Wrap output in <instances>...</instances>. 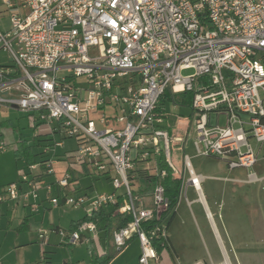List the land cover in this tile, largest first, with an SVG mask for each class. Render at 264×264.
Masks as SVG:
<instances>
[{
  "label": "built area",
  "instance_id": "2783aa9c",
  "mask_svg": "<svg viewBox=\"0 0 264 264\" xmlns=\"http://www.w3.org/2000/svg\"><path fill=\"white\" fill-rule=\"evenodd\" d=\"M1 8L0 19L7 14L9 30H0V51L11 65H0V105L53 126L54 136L60 137L56 148L66 139L76 140L78 149L68 155L72 170L100 173L111 167L115 178L112 194L56 196L55 189L67 188L72 175L67 172L47 185L44 177L56 174L55 160L48 158L20 170L19 181L0 190V205H29L33 198L29 206L37 212L43 189L53 207L85 208L89 214L121 202L119 214L131 221L113 233L115 248L124 249L137 238L139 264L159 263L153 241L160 238L166 245L163 215L169 200L158 184L153 208L139 205L131 187L135 163L164 154L179 175L171 149L183 139L162 128L160 108L171 91L193 94L197 156L220 159L230 170L256 165L259 153L250 140L264 146V0H0ZM61 71L73 75L59 77ZM82 77L85 90L76 83ZM3 93L17 97L3 99ZM243 115L250 118L249 129L240 122L242 129L235 130ZM223 116L226 127L219 125ZM6 148L1 140L0 153ZM49 151L50 146L44 153ZM184 166L189 183L200 192L202 178L188 156ZM156 175L163 178L166 172ZM148 222L156 225L146 232ZM98 236L95 222L63 232L67 245H89L90 256L103 258L107 253ZM39 238L46 246L49 232L40 229Z\"/></svg>",
  "mask_w": 264,
  "mask_h": 264
},
{
  "label": "rangeland",
  "instance_id": "374dc122",
  "mask_svg": "<svg viewBox=\"0 0 264 264\" xmlns=\"http://www.w3.org/2000/svg\"><path fill=\"white\" fill-rule=\"evenodd\" d=\"M0 11H4L1 8ZM3 19H0V30L6 32L9 30V17L4 15ZM92 55H97V51H92ZM0 64L11 65L7 53L3 50L0 51ZM191 72H186L189 74ZM70 71L59 72V77L72 76ZM76 83L80 89H87V80L85 77L76 79ZM16 95L9 93H3L2 98L14 99ZM166 116L170 121H175L180 126H186L189 129V134L186 137V143L178 146H173L171 149V157L173 164L180 174L185 173V178L188 177L187 172L184 170V157L189 156L193 158L195 156V150L193 146L194 140V121H192L191 109L188 106L175 103L171 100H166ZM100 116H96L98 121ZM36 118L29 116L20 110L9 108L5 105H0V140L4 141L7 148L4 153H0V185H4L10 181H19L18 170L23 167V159L16 154V150L19 147L21 141L25 144L33 147L37 159L39 155L45 152V146H40L39 139H44L46 136L52 137L54 127L47 122H34ZM240 122L245 124V129H249L250 118L247 115H243L241 119H238V123L233 125L235 130L242 129ZM40 123V125L38 124ZM168 125V123H166ZM213 124L217 122L213 119ZM221 127L227 126V118L221 117L219 121ZM98 128L101 126L98 124ZM180 132V130H178ZM37 141V142H35ZM60 141V140H56ZM37 143L38 146H35ZM50 151L47 154L49 159L61 160L63 158L65 162H60V165H65L71 170V163L73 159L67 158L65 155L67 152H74L78 149L77 141L74 139H67L64 148H56L54 146V140L49 143ZM250 144L256 148V143L253 139L250 140ZM57 154V155H56ZM57 156V157H56ZM264 164V151L258 158L255 168ZM149 163L141 166H148ZM192 165L196 172H203L211 176H219L218 170L227 171L226 163L217 158H193ZM57 167L54 166L55 172ZM251 169V170H252ZM111 170V169H110ZM246 171V169H241ZM240 170V171H241ZM72 171V170H71ZM56 180V174L52 176L46 175V180ZM63 178V176H62ZM111 178H115L113 170L105 176L87 174L81 180L83 188H89L93 192L92 196L104 194L106 192H114ZM138 184H144V181H137ZM7 186V185H6ZM209 186L215 192V200H209V205L212 213L214 214V222L218 227V232L221 239L225 242L226 252L231 264H264V243L261 240L264 239V218L262 212L263 206L258 199V186L250 187H234L228 182L218 180H208L204 185V191L209 196L207 187ZM4 188V187H3ZM43 190L39 191V195L46 199V193ZM249 195L250 201L243 196ZM184 197V191L182 193ZM247 197V196H246ZM49 204V205H48ZM47 208L51 209V216L45 220L44 224H41V216L34 215L30 210L28 224L25 228L21 229L24 215L23 210H20L18 215L11 221L8 216H4L0 220V262L4 264H91L88 257L87 248L82 246L80 248H70L67 244H61L64 241L63 232H68L73 220L81 219L85 215V210H75L74 208L67 206H60L52 208L51 204L47 202ZM194 207V211H195ZM86 212H89L88 210ZM50 219L53 221L51 222ZM197 226V236L192 238L191 249L183 251L180 249L178 261L173 255L163 252V261L160 264H174L173 261L177 260L183 264L185 261L195 262L201 261L203 263H221L224 260V256L217 243V238L212 228L209 232L204 228L202 221L200 220ZM54 225V226H53ZM55 227L62 229L60 233H56ZM45 229L49 232L51 243L48 246H42L39 242V230ZM175 232L176 228H171ZM169 230V234L171 231ZM209 229V228H208ZM177 232V230H176ZM89 234V233H87ZM228 240L231 242V246L228 244ZM141 247L139 240L132 241L123 251L114 254L113 259L109 264H139V253ZM154 264V262L152 263Z\"/></svg>",
  "mask_w": 264,
  "mask_h": 264
},
{
  "label": "crops",
  "instance_id": "0c3cea01",
  "mask_svg": "<svg viewBox=\"0 0 264 264\" xmlns=\"http://www.w3.org/2000/svg\"><path fill=\"white\" fill-rule=\"evenodd\" d=\"M1 65V64H0ZM1 66H10V65H1ZM2 97V94H1ZM4 99V98H3ZM174 100L176 101L175 103L180 104L182 102L181 97L176 96L174 98ZM9 108L15 109V110H19L17 107L14 106H9ZM160 108L162 110H164L165 113V123L163 125V129H165L166 131H168V133L170 134V136L173 138L178 137V138H182L183 142L180 143H176L174 146H178L181 145L183 143H186V137L189 134V129L186 126H180L178 125L177 122L175 121H170V119L168 118V116H166V107L164 106H160ZM191 109V106L189 107ZM192 112V109H191ZM193 114V112H192ZM224 117V116H223ZM192 118V115H191ZM226 118V117H225ZM221 119V117H220ZM219 119V121H220ZM168 123V125L166 124ZM40 125V123H38ZM178 130H180V132H178ZM50 139L51 142L54 140V142L58 139L60 140V137L57 136H53L52 139L50 138V136H46L44 139ZM67 140V139H66ZM63 143V146L60 148H64L65 147V142ZM1 141V140H0ZM194 141V140H193ZM37 142V141H35ZM39 144L40 146L46 145V144H42L40 143V139H39ZM25 142L21 141L19 144V147L16 150V154L18 155H22L23 152L25 155L19 156L21 159H23L24 163H23V167L22 169H26L28 168L30 165L29 163V159H31V156L35 157L34 159L39 162L40 159H37V155H35V152L33 150V147L25 144ZM35 146H38L37 143L35 144ZM49 145H46V147H48ZM194 146V145H193ZM254 149L259 153V156L262 154V152L264 151V146H260L258 144H256V148L254 147ZM195 150V148H194ZM73 152H67L65 155L68 158V155L72 154ZM196 153V151H195ZM57 155V154H56ZM160 156V155H159ZM158 157H156L155 159L151 160V161H138L135 163V168L134 171H143V175L146 176H152V175H156L158 172ZM57 157V156H56ZM189 157V156H188ZM190 158V162H191V166L193 171L196 173V175L200 176L202 178L201 181V191L197 192L195 190V188L189 183L188 179H189V175L187 178H185V173L184 174H180L177 177H181L183 180V184H182V188H181V193H180V199L179 202L175 208V210L169 214H167L166 216L163 217V224L166 226L167 229V245H168V249L164 250L163 252H168L169 255L172 257L173 255H175L176 259L179 261L180 258L178 256V252L180 251V249H182L183 251H187L189 249H191L192 246V238L191 236H193L194 238L197 236V226L199 225V221L201 220L203 223L204 228H206L208 231H211V228L213 230V232L215 233V236L217 238V243L219 245V248L224 256V260L221 263L218 264H225V258H228L227 252H226V246H225V242L221 239L220 234L218 232V227L216 226L215 222H214V214L211 211L210 205H209V200L214 201L215 199V192L212 189V187L210 188L209 186L207 187V191L209 196L206 194V192L204 191V185L206 184V182L208 180H218V181H223V182H228L230 183L232 186L234 187H244V186H258V201L259 204L261 202L263 209H264V164L263 165H259L257 166V169H246V171H242L241 169H235V170H230L228 167V170H218L217 173H220L219 176H211L208 174H204L203 172H199L197 173L195 168L192 165V159L193 158H205V157H201V156H197V154H195V156L193 158ZM48 159V158H47ZM61 160H55V167H57V172H56V180L52 177V179H50L49 181L46 180V176L44 177V181L47 185H54L55 182L57 181V179H61L62 176H64L65 173L69 172L72 175V178L69 182V185L67 188L65 189H55V195L57 196H65V195H70V196H79V195H89L90 197H93L92 194L93 192H91L89 190V188H83L81 185V180L83 177H86L87 174H93V175H99V176H105L107 174L110 173V171L112 170L111 167H107L106 170L98 173V172H94L86 167H83L82 169L79 170H69V167H66L65 165H60V162H65V160L63 158H60ZM145 163H149L148 166H141V164L145 165ZM27 164L29 165L28 167ZM34 165V164H33ZM227 166V165H226ZM256 166V165H255ZM255 166L253 168H255ZM111 169V170H110ZM184 170H185V166H184ZM241 170V171H240ZM20 171V169L18 170V172ZM186 171V170H185ZM114 172V171H113ZM187 172V171H186ZM188 174V173H187ZM135 179L138 178V173L135 172L134 173ZM143 178V177H142ZM114 178H111V181ZM141 181H144L143 179H140ZM139 181V180H138ZM17 181H10L4 185H0V190L5 187L6 185H9L11 183H16ZM138 184V182H137ZM146 184V183H145ZM140 186V190H144L145 186L143 183L142 184H138ZM23 191H27V188L25 186L22 187ZM114 190V189H113ZM46 193V190H44ZM184 191V197L182 196V193ZM121 191H119L120 193ZM113 192H106L104 194H112ZM139 197V205L141 207L147 208V209H152L153 208V200H152V192L149 194H141V195H137ZM247 196V197H246ZM245 199L250 201V196L249 195H244L243 196ZM30 204L35 203L33 198H30ZM48 199H47V193H46V199H43L40 195H39V199L37 200V203L39 205V209L37 212H33L31 207L29 205H26L24 203H20L19 205H13V204H2L0 205V220L2 217H4L5 215L8 216L10 218V220L12 221L19 213L20 210H23V215H24V220H23V224H22V228H25L28 224V219H29V212L28 210H30V212L32 213V216L34 215H40L41 217V224H44L45 220L48 218H50L51 214L49 208H47L46 205L47 204ZM50 203V202H49ZM52 208H55L51 205ZM194 207H195V211H194ZM108 212H112L114 210V206H106L104 207ZM80 209H84L85 210V215L78 220H73L70 226V231H72L75 227V224H77L78 222L82 221L83 219L86 218L87 215H89V212H86L87 209L85 208H80ZM75 210H79V209H75ZM262 217L264 218V211L262 212ZM124 217L120 216V217H116L114 219L111 220V223L109 225V227L106 230H100L99 229V243L98 245L100 246V248H102L106 253L107 256L105 257H97V256H90L89 255V249L90 246L89 245H80V246H69L71 249L72 248H80L82 246H85L87 248V252H88V257L90 259V263L93 264L92 262V258H97V259H105V258H110V261L113 259V256L115 253L117 252H121L123 251L132 241L136 240L137 238H133L132 240H130L127 244V246L124 249L121 250H117L113 244V233L118 230L120 228V222ZM3 219V218H2ZM172 220V221H171ZM50 221L52 222L53 220L50 219ZM54 226V225H53ZM176 228L175 232L172 231L171 228ZM209 228V229H208ZM171 229L172 232H170L169 234V230ZM56 233H60L62 231L61 228L59 227H55L54 230H52ZM209 231V232H210ZM65 232V231H64ZM68 233V232H65ZM86 236H88L89 238H91L90 234H87ZM64 238V237H63ZM262 243H264V239L261 240ZM51 243V239L49 237V241H48V246ZM67 244L65 242V238L63 244ZM228 244L229 246H231V242L228 240ZM97 245V244H96ZM73 250V249H72ZM163 252L161 253L160 257V261L159 263H154V264H160L163 259H164V255ZM141 255V250L139 253V258ZM177 260H174L173 263L174 264H179V262H177ZM185 263L183 264H210V263H203L201 261H195V262H190V261H185ZM230 262V260H229ZM110 263V262H109ZM0 264H4L2 262H0ZM50 264V262L48 263ZM180 264H182L180 262ZM211 264H216V263H211ZM231 264V263H230Z\"/></svg>",
  "mask_w": 264,
  "mask_h": 264
},
{
  "label": "trees",
  "instance_id": "16d2710c",
  "mask_svg": "<svg viewBox=\"0 0 264 264\" xmlns=\"http://www.w3.org/2000/svg\"><path fill=\"white\" fill-rule=\"evenodd\" d=\"M176 96L181 97L182 102L180 104L184 105V106H191L192 103V99H193V94L186 92V93H181L179 95H175L173 93H171V91H168L164 97H162L161 102H160V106H164L166 100H171L173 102H176L174 100V98ZM40 143H47L49 146H51L49 143H51L50 139H41ZM22 155H25L24 152ZM22 155H18L21 156ZM35 157L31 156V159H29V165H33V164H38V163H42L44 162L47 158L48 155H46L45 153H42L39 155V159L40 161L37 162L35 159ZM27 164L28 167L29 166ZM158 169L159 172L165 171L166 172V176L161 178V176H157V175H152V176H146L143 175V171H134L138 173V178L132 180L131 182V187L133 189V192L135 195H141V194H149L151 192H153L154 187L158 184H162L165 188V192H166V197L169 200V210L167 213H165L163 215L166 216L167 214L173 212L179 202L180 199V193H181V188H182V184H183V180L181 177H177L173 174V171L169 168V166L166 163L165 160V155L161 154L158 158ZM143 177V178H142ZM143 179L145 180V189L144 190H140V186L137 184V181ZM122 206V203L119 202L116 206H114V210L112 212H108L105 208L101 209L98 213H91L89 215L86 216L85 219H83L82 221L78 222L77 224H75V228L84 222H95L98 226V228L100 230H106L110 223L111 220L114 218H118L121 215L119 214V208ZM131 221V217H126L123 218L120 222V228H123L125 226H127V224ZM172 221V220H171ZM156 223L155 222H148L143 224V230H145L146 232L150 231L153 227H155ZM163 241L159 238V239H155L153 241V246L154 248L157 250L159 256L161 255V253L164 250L168 249V245L166 242V245L163 247L162 246ZM92 262L93 264H109L110 262V258H105V259H97V258H92Z\"/></svg>",
  "mask_w": 264,
  "mask_h": 264
},
{
  "label": "bare ground",
  "instance_id": "6f19581e",
  "mask_svg": "<svg viewBox=\"0 0 264 264\" xmlns=\"http://www.w3.org/2000/svg\"><path fill=\"white\" fill-rule=\"evenodd\" d=\"M225 264H230L229 260L227 259V257L225 258Z\"/></svg>",
  "mask_w": 264,
  "mask_h": 264
}]
</instances>
